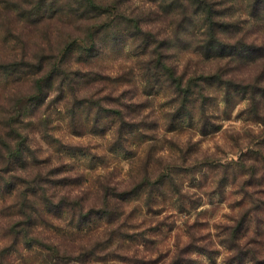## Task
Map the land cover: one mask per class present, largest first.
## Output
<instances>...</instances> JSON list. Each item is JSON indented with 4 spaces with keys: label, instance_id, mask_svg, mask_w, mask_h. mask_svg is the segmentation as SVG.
<instances>
[{
    "label": "rangeland",
    "instance_id": "1",
    "mask_svg": "<svg viewBox=\"0 0 264 264\" xmlns=\"http://www.w3.org/2000/svg\"><path fill=\"white\" fill-rule=\"evenodd\" d=\"M90 1L0 0V132L30 100L26 163L0 153V264H264V0ZM40 178L54 250L7 233Z\"/></svg>",
    "mask_w": 264,
    "mask_h": 264
},
{
    "label": "trees",
    "instance_id": "2",
    "mask_svg": "<svg viewBox=\"0 0 264 264\" xmlns=\"http://www.w3.org/2000/svg\"><path fill=\"white\" fill-rule=\"evenodd\" d=\"M90 3L93 6L98 7V9H102L101 6H97L94 4V2L91 0ZM212 25L209 27V30L207 31V37L208 39L202 46L204 50L206 51L207 56L215 57L216 54H223L224 51L222 50L220 46V37L219 33L216 31V28L213 26V17H209ZM138 28L140 29V33L143 32L144 36L149 35L150 33L153 34L151 31H144L141 29V27L138 25ZM158 40H154L156 43ZM75 45V44H73ZM70 45L67 50H75L77 47ZM148 48V47H146ZM145 48V51H146ZM151 55H156L155 48L148 52ZM153 64H155V67L158 68L160 65H162V68L164 69V73L166 75H169L171 78L175 79V85L172 87H176L178 91H181L182 89V83L184 79L183 73H178V68L176 66L169 65L166 61L163 59L159 60H153ZM45 67V64H43L42 67H40V71ZM150 67V66H148ZM51 77H54L56 74H51ZM81 74V72H79ZM78 74V75H79ZM45 76V75H44ZM43 75H41L38 80L40 81L38 84V93L34 96H22L21 98L25 97V99L29 98L32 99L31 101L34 102L40 99L47 98L48 97V91H46V85L42 84L41 81ZM50 77V76H49ZM213 79V76L209 75V79ZM208 78L205 79L206 81L209 80ZM51 82V78L48 79L46 83ZM239 88V87H238ZM188 90H186L187 92ZM185 92V94H186ZM195 94V92L189 90L186 94L184 101L182 104H184V109L187 110L188 106L192 104L194 101V98L192 96ZM261 94L255 93L250 97V100L252 101L253 110L254 112L258 113L260 107L264 105V100ZM30 100H22L20 101L19 108L20 110L17 111L18 117L17 120L15 118L7 117V122L3 121V129H5V133L0 132V153L2 154L1 162L3 163L4 167L3 169L9 170L14 169L10 168L12 163L15 164L17 161L20 164H25L27 161V151L29 150V145L27 144L28 141V134H25L24 129L22 128L23 119L25 115L24 106L26 104H29ZM44 123L48 124V118L45 117L43 119ZM16 168V166H14ZM16 171V170H15ZM49 183L51 181H46L42 178L38 180L33 181H27V185H32V183H35L34 188H30L29 190H24L25 193L23 195V198L21 202H17L11 206V214H10V220L7 223V233L12 235L11 239H14L17 243H23L28 245L29 247L33 246H39L44 248L45 250H54L58 249V246L55 241L51 240L50 238H45L44 240L40 238L39 234L41 232L39 231L42 227L43 222L50 223V215L53 212V207H57L59 205L58 200H55V194H47V189L45 187L41 189L42 192L39 191L38 185L41 183ZM39 198V203L37 202V199ZM60 198H67L65 194L62 196H59Z\"/></svg>",
    "mask_w": 264,
    "mask_h": 264
}]
</instances>
